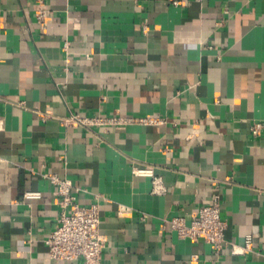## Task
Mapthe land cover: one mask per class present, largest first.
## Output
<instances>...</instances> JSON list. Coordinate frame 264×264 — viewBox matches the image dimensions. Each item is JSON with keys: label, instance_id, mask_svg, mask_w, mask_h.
<instances>
[{"label": "crops", "instance_id": "0c3cea01", "mask_svg": "<svg viewBox=\"0 0 264 264\" xmlns=\"http://www.w3.org/2000/svg\"><path fill=\"white\" fill-rule=\"evenodd\" d=\"M48 174L98 205L103 264H264V0H0V264H85L48 255ZM216 195L218 253L163 226Z\"/></svg>", "mask_w": 264, "mask_h": 264}, {"label": "built area", "instance_id": "2783aa9c", "mask_svg": "<svg viewBox=\"0 0 264 264\" xmlns=\"http://www.w3.org/2000/svg\"><path fill=\"white\" fill-rule=\"evenodd\" d=\"M38 5H42L44 0H35ZM177 3V1H174ZM44 11L38 9L36 12L37 23L44 25ZM65 48L67 43L64 44ZM126 121H137L142 123H152L148 118H127ZM62 124L93 125L102 124L106 121L101 117H86L80 114L70 113L68 116L60 118ZM259 123H255L251 130L254 134L258 132ZM134 175L147 176L151 179L152 193L162 194L165 188L159 176L153 172L150 165L133 166ZM49 181L54 186L53 194L57 198V203L61 207L59 225L52 230L44 239L48 255L53 259L72 260L82 258L85 264H103L102 250L106 247L108 239L99 232V207L96 203L89 205L79 204L75 195V186L68 178H60L55 174L47 175ZM23 197L27 200L39 199V191H27ZM66 210H69L68 212ZM163 226L175 232L181 239L192 241L201 239L209 244L212 250L218 253L223 247L228 245L224 236L226 222L221 217V209L218 196L206 204L200 206L195 215L186 221L184 217H172L164 220ZM252 237H245V244L242 252L251 248ZM232 252L238 250L232 247Z\"/></svg>", "mask_w": 264, "mask_h": 264}]
</instances>
